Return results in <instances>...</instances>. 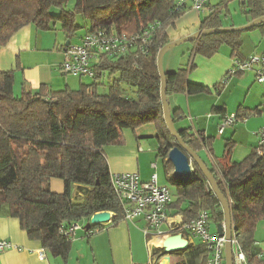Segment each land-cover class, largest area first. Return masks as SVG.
<instances>
[{
	"label": "trees",
	"instance_id": "16d2710c",
	"mask_svg": "<svg viewBox=\"0 0 264 264\" xmlns=\"http://www.w3.org/2000/svg\"><path fill=\"white\" fill-rule=\"evenodd\" d=\"M188 7L175 0H0V47L28 25L62 30L66 40L72 41L82 29L80 18L89 21L85 34L99 29L149 34L146 43L137 39L125 54L102 56L95 65V77L77 89L54 91L41 85L35 91L24 86L16 94L14 72L0 71V212L8 206L28 237L54 256L66 258L70 252L72 238L63 229L75 223H83L86 229L92 216L103 211L114 214L113 224L123 219V201L112 184L104 147L124 144V128L136 130L155 123L157 156L164 159L167 172L172 170L167 156L176 141L164 119L157 59L170 42L168 32ZM241 10L250 21L264 16V0H246ZM224 27L219 10L201 25V29ZM254 29L264 32V23L249 30ZM245 31L207 34L192 42L193 51L211 57L226 45L233 57H240ZM192 68L166 73L168 96L212 93L210 87L188 80ZM214 89L219 91L220 86ZM260 111L264 110L240 108L236 118ZM172 116L174 123L184 117L179 110ZM179 133L197 153L208 150L212 164H206L230 202L233 230L248 263L264 264L254 238L257 223L264 219V145L243 160L232 161L233 142L228 141L223 156L217 157L211 137L188 129ZM194 166L192 179L185 183L169 174L177 186L170 208L182 214L185 222L208 210L218 225L225 217L221 203ZM53 178L64 181L62 192L52 190ZM102 225H92L88 231ZM174 254L181 258L177 264H207L208 250L200 242Z\"/></svg>",
	"mask_w": 264,
	"mask_h": 264
},
{
	"label": "crops",
	"instance_id": "0c3cea01",
	"mask_svg": "<svg viewBox=\"0 0 264 264\" xmlns=\"http://www.w3.org/2000/svg\"><path fill=\"white\" fill-rule=\"evenodd\" d=\"M244 3L246 0H208L207 7L202 12L194 11L189 6L176 21L175 28L168 32L169 39L175 41L200 30L202 21L215 10L221 12L226 27L244 26L251 22L241 10ZM77 38V41L71 42L79 43L81 38ZM66 42L62 30L44 31L34 25L25 26L6 45L0 47V71L14 72V91L17 94L21 93L24 86L35 91L41 85H47L54 91L66 87L75 89L69 86L67 74L61 70ZM231 52V48L224 45L216 54L206 57L193 51L192 42H186L170 49L164 57L163 65L166 73L176 72L179 68L189 69L192 65L188 80L212 89L209 94L175 93L168 96L172 112L179 110L184 116L176 120L177 129H188L190 133H203L206 137H211L217 157L223 156L228 141L233 142L231 160L241 161L258 146L259 131L264 127V111L248 117H238L222 133H219V128L224 117L236 115L240 108L250 111L261 105L264 83L257 82L254 71H232L236 59L264 55V32L260 29L243 32L241 56L233 57ZM216 85L220 86L219 91L214 89ZM214 108L220 111H214ZM123 134L125 146L104 147L111 173H138L143 181H149L153 174L148 176L143 172L140 162L141 155L146 152L142 150V140L155 139L157 142L156 124L148 123L136 130L126 128L123 129ZM126 148H131L138 154V164L123 155ZM198 154L205 163L212 164L206 148H202ZM147 156L151 160V155ZM170 174H173V168ZM56 188L60 189L59 185ZM172 194L174 201L176 193ZM171 213L175 214L176 210L171 209ZM143 226L142 220L122 219L115 224L110 221L89 231L80 228L72 238L68 256L63 258L54 256L39 241L30 239L19 219L10 214L8 206H3L0 212V239L10 241L14 247L0 252V264H177L181 261L174 253H166L165 249L164 252L160 251L163 237H148ZM254 238L263 259L264 219L257 223ZM199 242V239L192 240L193 244ZM41 251L45 252L43 259L40 258Z\"/></svg>",
	"mask_w": 264,
	"mask_h": 264
},
{
	"label": "built area",
	"instance_id": "2783aa9c",
	"mask_svg": "<svg viewBox=\"0 0 264 264\" xmlns=\"http://www.w3.org/2000/svg\"><path fill=\"white\" fill-rule=\"evenodd\" d=\"M177 5H189L192 9L202 12L207 7L208 0H175ZM149 37L148 32L128 34L126 32L99 29L86 33L79 43L70 42L64 48V60L61 70L70 75L95 77V65L104 55L125 54L132 42L142 38L144 43ZM257 65V68L254 66ZM254 71L256 80L264 83V55H252L244 60L236 59L232 72ZM260 108L264 110V97ZM236 115L223 118L219 133L235 123ZM264 145V127L259 131L258 146ZM112 184L123 201V219L128 221L142 220L143 231L148 237H163V240L174 234H181L190 244L194 238L206 245L208 250L207 264H226V235L210 232L211 213L201 210L196 218L188 222L183 215L171 213L173 202L172 190L167 185H161L158 176L153 174L149 181H143L138 173L112 174ZM224 224V221L222 222ZM83 223H75L64 233L71 238L76 231L83 228ZM163 242V241H162ZM234 264H249L246 255L233 230L232 236ZM14 247L8 240L0 239V252ZM45 257L41 251L40 258Z\"/></svg>",
	"mask_w": 264,
	"mask_h": 264
},
{
	"label": "water",
	"instance_id": "95a60500",
	"mask_svg": "<svg viewBox=\"0 0 264 264\" xmlns=\"http://www.w3.org/2000/svg\"><path fill=\"white\" fill-rule=\"evenodd\" d=\"M264 23V16H261L259 18H256L249 22L248 24L240 27H224V28H218V29H200L196 31L195 33L175 40L170 41L166 45H164L159 53H158V69L161 76V100L163 104V110H164V119L166 121V124L168 126V129L170 133L173 135L176 141V145L170 149L168 152L167 159L172 163L173 165V176L174 178L182 183L188 182L192 179V175L194 173L196 164L198 168L203 172L204 176L208 180L209 184L211 185L214 193L217 195L223 212H224V224L220 223L217 225V232L220 235H226L227 243H226V264H234V254H233V244H232V236H233V225H232V214H231V206L228 199L225 197V195L222 193V191L219 188L218 182L215 178V176L210 171L208 165L205 163V161L202 159V157L193 149L191 148L185 140L182 138V136L179 133V129H177L173 116H172V110L170 107V103L168 101V95H167V77L166 72L164 70L163 60L166 55V53L181 44H184L186 42H193L195 40L200 39L201 37L215 33V32H222V31H231V30H249L252 29L260 24ZM70 40H67L66 46L70 44ZM114 214L110 211H103L95 213L90 222L86 224V229H89L92 225H101L108 223L113 220ZM162 246L165 249L166 253H175L180 250H185L190 247V243L187 239H185L181 234H174L171 236L166 237L163 242Z\"/></svg>",
	"mask_w": 264,
	"mask_h": 264
},
{
	"label": "rangeland",
	"instance_id": "374dc122",
	"mask_svg": "<svg viewBox=\"0 0 264 264\" xmlns=\"http://www.w3.org/2000/svg\"><path fill=\"white\" fill-rule=\"evenodd\" d=\"M73 3L70 2L69 3V7L72 5ZM194 11H197L195 9H193ZM79 23L82 25V29H80L77 33V36L73 39V41H77V37L82 36L85 34V32L87 31V28H89V21L88 20H83L82 18L79 19ZM68 77V81L67 83L69 84L70 87L72 88H79L81 83H90L91 82V78L87 77V76H72L70 74L66 75ZM16 93V92H15ZM17 94V93H16ZM126 128H124L125 130ZM131 129V128H128ZM132 130V129H131ZM143 141V149L142 150H146L145 154L141 155V165L143 168V172H145L148 176L152 175V174H156L159 177V181L161 183V185H167L171 188L172 192L175 194L176 193V189L177 186L175 183H173L170 180L169 174L171 172V170L169 172H167L166 168H165V162L164 159L162 157H158V153H157V149H156V145L157 142L155 139H149V140H142ZM112 146H116V145H124L125 144H110ZM150 151V152H149ZM123 155L128 157V159H133V163L138 164L139 162V158H138V154L134 153L133 149L131 148H126L123 150ZM147 155H151V160L149 158V156ZM173 167V165H172ZM51 184H52V188L53 190L56 191H60L62 192L64 190V181L60 178H53L51 180ZM59 185L60 189H57L56 186ZM210 232L211 233H215V231L217 230V225L216 223L211 219L210 220ZM196 238H194L193 240H195Z\"/></svg>",
	"mask_w": 264,
	"mask_h": 264
},
{
	"label": "bare ground",
	"instance_id": "6f19581e",
	"mask_svg": "<svg viewBox=\"0 0 264 264\" xmlns=\"http://www.w3.org/2000/svg\"><path fill=\"white\" fill-rule=\"evenodd\" d=\"M153 240H154V239H153ZM153 240H152V241H153Z\"/></svg>",
	"mask_w": 264,
	"mask_h": 264
}]
</instances>
